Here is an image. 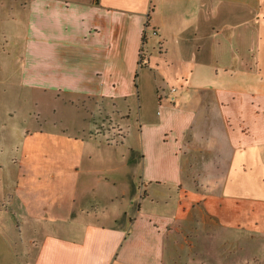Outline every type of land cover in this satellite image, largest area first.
<instances>
[{
    "label": "crops",
    "instance_id": "1",
    "mask_svg": "<svg viewBox=\"0 0 264 264\" xmlns=\"http://www.w3.org/2000/svg\"><path fill=\"white\" fill-rule=\"evenodd\" d=\"M18 96L21 264H264V0H0Z\"/></svg>",
    "mask_w": 264,
    "mask_h": 264
},
{
    "label": "rangeland",
    "instance_id": "2",
    "mask_svg": "<svg viewBox=\"0 0 264 264\" xmlns=\"http://www.w3.org/2000/svg\"><path fill=\"white\" fill-rule=\"evenodd\" d=\"M54 104L55 103L53 101L50 102V100L48 103L47 100L42 97H36L35 104H31V99L28 97L25 102L23 96H18L12 104L8 102L2 104L0 112V264H21L23 261V259L16 254L20 253L21 250H25L24 247L28 246L27 234L24 227L21 228L20 231L16 229V222H19L21 218H16L18 214H16V211L13 212L11 207V196L13 195L15 179L14 171L16 170L15 161H17L20 153L23 136L29 131L38 129V126L43 124L40 109L42 110V108L45 107L48 108V106ZM80 108H82L79 114V119L82 121V132H79L81 137L87 138L88 132L92 130V127L93 129L101 125L105 128L107 127L105 114L88 112L84 106ZM56 112L58 113V111ZM64 115L67 119H71L72 122H75V116L72 119L69 112H65V114L61 113L60 117ZM114 121L115 124L119 123L122 127L123 123L118 119L116 114L114 115ZM101 135L102 134L99 133L97 137ZM92 149L93 152H98L100 154H109L110 152L109 149H104L103 147H100L99 151L93 146ZM112 163L114 166L116 165V161ZM121 180L123 181L121 182L123 187H127L125 179L121 178ZM259 263L262 264L261 257L259 258Z\"/></svg>",
    "mask_w": 264,
    "mask_h": 264
},
{
    "label": "built area",
    "instance_id": "3",
    "mask_svg": "<svg viewBox=\"0 0 264 264\" xmlns=\"http://www.w3.org/2000/svg\"><path fill=\"white\" fill-rule=\"evenodd\" d=\"M153 35H155V33ZM177 91H178V88L177 87H175V86L169 87L168 90L166 91L165 99L169 103H173L174 100H175V98H176Z\"/></svg>",
    "mask_w": 264,
    "mask_h": 264
},
{
    "label": "trees",
    "instance_id": "4",
    "mask_svg": "<svg viewBox=\"0 0 264 264\" xmlns=\"http://www.w3.org/2000/svg\"><path fill=\"white\" fill-rule=\"evenodd\" d=\"M96 2H98V0H95Z\"/></svg>",
    "mask_w": 264,
    "mask_h": 264
}]
</instances>
